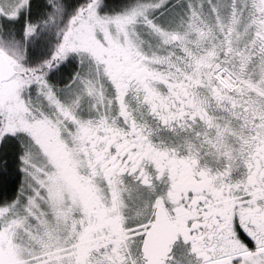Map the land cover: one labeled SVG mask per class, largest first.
<instances>
[{
	"label": "snow or ice",
	"instance_id": "obj_1",
	"mask_svg": "<svg viewBox=\"0 0 264 264\" xmlns=\"http://www.w3.org/2000/svg\"><path fill=\"white\" fill-rule=\"evenodd\" d=\"M0 264H264V0H0Z\"/></svg>",
	"mask_w": 264,
	"mask_h": 264
},
{
	"label": "trees",
	"instance_id": "obj_2",
	"mask_svg": "<svg viewBox=\"0 0 264 264\" xmlns=\"http://www.w3.org/2000/svg\"><path fill=\"white\" fill-rule=\"evenodd\" d=\"M109 2L113 5H119L121 3V0H109ZM9 187L11 186L9 185Z\"/></svg>",
	"mask_w": 264,
	"mask_h": 264
}]
</instances>
